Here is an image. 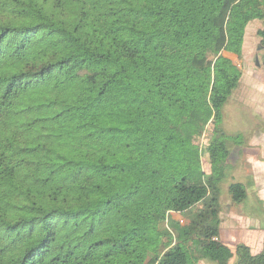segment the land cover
I'll list each match as a JSON object with an SVG mask.
<instances>
[{
    "label": "trees",
    "instance_id": "trees-1",
    "mask_svg": "<svg viewBox=\"0 0 264 264\" xmlns=\"http://www.w3.org/2000/svg\"><path fill=\"white\" fill-rule=\"evenodd\" d=\"M252 20L264 0H0V264H264L219 240Z\"/></svg>",
    "mask_w": 264,
    "mask_h": 264
},
{
    "label": "rangeland",
    "instance_id": "rangeland-1",
    "mask_svg": "<svg viewBox=\"0 0 264 264\" xmlns=\"http://www.w3.org/2000/svg\"><path fill=\"white\" fill-rule=\"evenodd\" d=\"M264 29V20H252L248 23L245 29L242 51L239 56L235 54H225L237 65L241 75L238 87L234 90L229 100L222 108V119L220 128H222L227 138V146L230 149V155L227 159V166L225 175L219 183V205L224 208H229V212L233 214L236 210H241L244 216L248 213L259 214L264 218V204L259 202L256 196L251 198L250 189L245 183L243 186L246 193L249 194L241 205L231 202L227 187L233 181H240L239 178H233L232 160H237L236 152L241 150L245 144V135L254 133L257 123L260 120V132L264 133V48L260 46V37L257 35L258 30ZM213 128L210 123L206 127V131L200 138V144L205 143V138ZM257 130V131H258ZM232 162V163H231ZM202 169L206 173L210 172V166L202 157ZM229 202V203H228ZM198 207V205H197ZM190 213L180 214L177 212H170V219L179 221L185 224L189 220ZM166 223L163 224V227ZM197 264H211L199 261Z\"/></svg>",
    "mask_w": 264,
    "mask_h": 264
},
{
    "label": "crops",
    "instance_id": "crops-1",
    "mask_svg": "<svg viewBox=\"0 0 264 264\" xmlns=\"http://www.w3.org/2000/svg\"><path fill=\"white\" fill-rule=\"evenodd\" d=\"M255 128V132L245 135L246 144L239 151L236 152L237 160H232V173L233 178H239L243 185L252 188L250 196H256L259 202L264 204V133L258 129L260 120ZM258 130V131H257ZM249 194L238 203L242 204L248 199ZM229 203V202H228ZM241 210H236L233 214L229 212V208L220 206L219 211V240L231 247L237 244H244L250 248L251 253L257 254L263 247L264 238V218L259 214L248 213L244 216L240 213Z\"/></svg>",
    "mask_w": 264,
    "mask_h": 264
}]
</instances>
